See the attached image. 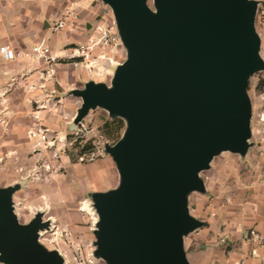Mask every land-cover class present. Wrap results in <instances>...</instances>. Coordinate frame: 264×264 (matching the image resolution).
Segmentation results:
<instances>
[{
    "label": "water",
    "instance_id": "obj_1",
    "mask_svg": "<svg viewBox=\"0 0 264 264\" xmlns=\"http://www.w3.org/2000/svg\"><path fill=\"white\" fill-rule=\"evenodd\" d=\"M101 1L114 14L126 59L110 85L88 81L71 91L82 101L71 130L97 108L127 129L107 147L118 186L91 195L95 256L107 264H191L185 238L206 223L191 213L190 196L207 194L202 174L216 157H245L253 146L248 87L264 71L258 1ZM19 188H0V264H65L39 241L49 226L42 213L20 223Z\"/></svg>",
    "mask_w": 264,
    "mask_h": 264
},
{
    "label": "rangeland",
    "instance_id": "obj_2",
    "mask_svg": "<svg viewBox=\"0 0 264 264\" xmlns=\"http://www.w3.org/2000/svg\"><path fill=\"white\" fill-rule=\"evenodd\" d=\"M256 1V30L261 39L260 55L264 61V0ZM71 4L79 12L78 20L91 25L101 21L110 24L115 20L111 8L101 0H60V5H54L52 21ZM148 4L153 7L152 1ZM47 30L52 36L74 34ZM75 44L63 46L57 54L62 55L63 49ZM120 48L125 52L117 53L115 57L122 63L126 59V50L123 45ZM61 63L68 64L60 76L63 81L61 91L67 92L65 96L69 100L77 98L71 91L84 88L88 81L110 85L112 77L106 78L104 69L115 73L118 68L109 61L100 64L98 70L87 71L84 65L75 66L71 60ZM0 73L6 75L5 79H0V188L20 186L13 195L20 223L27 225L42 213L49 226L40 231L39 241L49 251H59L65 264H107L95 256V230L99 219L91 195L112 190L119 184L117 167L107 152V147L118 141L107 138L111 126H105L107 121L118 118H112L107 111L97 108L74 131L70 128L73 120L63 121L55 117L32 120L26 104L30 101L33 110L40 111L35 100L43 98L38 96L29 100L31 92L20 91L14 73L6 65H0ZM263 77L264 71L253 75L249 82L252 105L250 142L253 147L248 157L241 159L228 152L216 157L212 168L202 175L208 195L193 193L189 198L191 213L206 221L205 227L185 238L191 264H219L220 257L227 253L225 238L218 235L217 239L216 234L206 230L210 224H215L212 214L217 213L216 208L221 202L230 203L231 198L244 194L243 189L254 177L251 173L254 171L253 152L264 150V86L257 88ZM37 125H45L65 138L59 145L62 151L44 149L37 145L36 139L29 141L28 130ZM126 129L125 122L120 139ZM217 226L220 227V223Z\"/></svg>",
    "mask_w": 264,
    "mask_h": 264
},
{
    "label": "crops",
    "instance_id": "obj_3",
    "mask_svg": "<svg viewBox=\"0 0 264 264\" xmlns=\"http://www.w3.org/2000/svg\"><path fill=\"white\" fill-rule=\"evenodd\" d=\"M54 5H60V0H0V45H9L16 50H28L44 38L55 53H60L59 51L63 46L84 41L91 25L85 20L78 21L77 32L72 35L59 37L52 36L47 32L53 22L52 18L55 17ZM46 23L49 24L47 28ZM2 64L14 73L20 91H28L37 68L35 63L28 60L5 62L0 58V65ZM67 65L60 63L52 66L55 75L53 80L47 84V88L32 91L29 94V100L38 96L46 99L49 95L58 101L57 106L51 110L34 111L32 102L28 100L29 103L26 104V108L30 119H42L44 121L47 118L55 117L61 118L63 121H74L82 101L79 98L69 100V97L65 96L67 92L61 91L63 81L60 75ZM43 68L49 69L51 67L44 66ZM5 77L6 75L0 73L1 80ZM51 91H55V95L51 96ZM29 141L31 142L30 139ZM251 148L245 157L240 156V158H247ZM251 161L254 163V171L251 172L254 177L243 189L244 194L231 198L230 203L222 201L218 209L216 208L217 213L212 214V218L210 217L214 219L215 224H210L206 231L216 234L217 239L218 235L222 236L226 243L224 248L227 253L220 257L219 264H237V261L242 258L251 264H264V246L258 248L259 256H253L254 246L245 239L247 231L253 228L264 233V150L254 151ZM204 222L206 223V221ZM219 223L220 227L217 226ZM185 250L188 256L186 244Z\"/></svg>",
    "mask_w": 264,
    "mask_h": 264
},
{
    "label": "built area",
    "instance_id": "obj_4",
    "mask_svg": "<svg viewBox=\"0 0 264 264\" xmlns=\"http://www.w3.org/2000/svg\"><path fill=\"white\" fill-rule=\"evenodd\" d=\"M78 18L79 12L74 5L65 6L61 16L51 23L50 30L54 33L65 31L76 33L78 29ZM121 45L122 42L114 20L110 24L97 22L90 25L85 40L76 43L72 47L63 49L62 55L55 53L48 41L42 38L28 50H16L9 45L2 44L0 45V58L5 62L28 60L35 63L37 68L33 75V81L29 84V92H32L47 88V84L53 80L55 75L52 66L60 64L61 61L71 60L74 62L75 66L84 65L83 67L86 71L89 69L98 70L100 64L107 61L114 65L121 64V61L115 57L117 53L125 52L124 50L121 51ZM44 66L51 68L45 69L43 68ZM104 74L106 78H109L113 76V71L104 69ZM50 95H55V91H51ZM50 98L51 97L48 95L46 99L41 101L35 100L38 110H51L53 107H56L58 101H56L54 97L51 98L52 100ZM81 125H83V123H81L80 126ZM77 127L76 129L78 130L79 126ZM28 138L30 140L36 139L38 146L47 150H55V152L57 150L62 151L59 145L65 139L60 133L49 129L45 125H37V127L29 129ZM245 239L254 246L252 255L256 257L259 256L258 248L264 246V233L253 228L247 231ZM237 264L251 263H248L242 258L237 261Z\"/></svg>",
    "mask_w": 264,
    "mask_h": 264
},
{
    "label": "trees",
    "instance_id": "obj_5",
    "mask_svg": "<svg viewBox=\"0 0 264 264\" xmlns=\"http://www.w3.org/2000/svg\"><path fill=\"white\" fill-rule=\"evenodd\" d=\"M264 86V77L260 80L259 85L257 88H262ZM250 86L248 87L249 90ZM105 126H111V130L109 132V134L107 133V138L109 139H114L116 141L120 140V135L122 130L125 127V121L123 119H114L112 121H107L105 123Z\"/></svg>",
    "mask_w": 264,
    "mask_h": 264
},
{
    "label": "bare ground",
    "instance_id": "obj_6",
    "mask_svg": "<svg viewBox=\"0 0 264 264\" xmlns=\"http://www.w3.org/2000/svg\"><path fill=\"white\" fill-rule=\"evenodd\" d=\"M85 208V207H84ZM90 209V208H89ZM85 210V209H84ZM88 210V209H87ZM87 210H85V211H87Z\"/></svg>",
    "mask_w": 264,
    "mask_h": 264
}]
</instances>
